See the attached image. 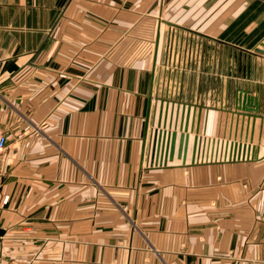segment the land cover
I'll use <instances>...</instances> for the list:
<instances>
[{
    "label": "crops",
    "instance_id": "obj_1",
    "mask_svg": "<svg viewBox=\"0 0 264 264\" xmlns=\"http://www.w3.org/2000/svg\"><path fill=\"white\" fill-rule=\"evenodd\" d=\"M262 40L264 0H0V264H264ZM172 102L202 106L205 153L151 163Z\"/></svg>",
    "mask_w": 264,
    "mask_h": 264
},
{
    "label": "water",
    "instance_id": "obj_2",
    "mask_svg": "<svg viewBox=\"0 0 264 264\" xmlns=\"http://www.w3.org/2000/svg\"><path fill=\"white\" fill-rule=\"evenodd\" d=\"M158 29L155 33L154 39V47H153V57H152V64H151V71H150V81H149V89L147 94V105H146V112L144 118V129L142 134V144L145 140V134L147 130V117L149 111V101L151 99V85L153 79V68L155 63V52L157 47V40H158ZM261 46L264 47V41L259 42ZM255 50L261 53H264V49L261 47H255ZM163 101V99H161ZM179 105V102L178 104ZM202 106H197V112L195 111V106L192 107L190 118V104L180 103V112L178 113V107L173 111V102L171 103V107L169 109V117H165L164 111L167 110V104L164 105L163 110V118H161V105L159 107V117H157L154 126L150 127L149 129V137H150V162L151 163H158V164H165L166 160H171L173 154L175 152L176 157L180 158L182 164H184L187 145L189 136H192L191 142V155H190V162L195 161V154L198 153H205V145L203 147L198 142L199 134H198V124H199V116H200V109ZM233 108L232 113H237L240 115V124L243 123L247 124L250 121V130L247 132V126L245 131V136L248 134L249 142L252 140V130H253V122L256 115H258L259 111V99L256 94H252L249 92L248 89L236 87L233 96ZM238 110V111H236ZM173 112V113H172ZM178 116V124L176 128V119ZM237 120V119H236ZM153 124V123H152ZM172 126V128H171ZM178 130V133L176 131ZM176 142V149L175 148V140ZM246 139V137H245ZM241 142V135L240 140H233L228 141L224 144L225 153L229 154L230 159L232 160H243L247 158H252L254 156V146L250 143ZM199 143V144H198ZM217 150V149H216ZM142 152H143V145H142ZM225 159V157H224ZM3 228L0 227V234L3 233Z\"/></svg>",
    "mask_w": 264,
    "mask_h": 264
},
{
    "label": "built area",
    "instance_id": "obj_3",
    "mask_svg": "<svg viewBox=\"0 0 264 264\" xmlns=\"http://www.w3.org/2000/svg\"><path fill=\"white\" fill-rule=\"evenodd\" d=\"M165 67L170 69V67H173V64L172 63H165ZM178 67H184V65L180 66V64H179L173 68H178ZM5 146H6V135H5L4 130L0 128V171L2 169L3 151L5 149ZM6 200H7V194L6 193H0V208L6 202Z\"/></svg>",
    "mask_w": 264,
    "mask_h": 264
},
{
    "label": "rangeland",
    "instance_id": "obj_4",
    "mask_svg": "<svg viewBox=\"0 0 264 264\" xmlns=\"http://www.w3.org/2000/svg\"><path fill=\"white\" fill-rule=\"evenodd\" d=\"M258 47H259V46H258ZM261 48L264 49V47H261ZM213 67H214V72H219V71H220V70H218V68L220 67L219 64L213 65ZM204 72H206V73H210V72H212V71H211V68L209 69V68L207 67L206 70L201 71V73H204ZM205 82H206V81H205ZM203 83H204V82H203ZM203 83H202V84H203ZM201 88L203 89V85H201Z\"/></svg>",
    "mask_w": 264,
    "mask_h": 264
}]
</instances>
